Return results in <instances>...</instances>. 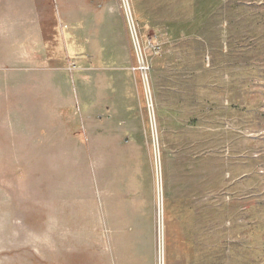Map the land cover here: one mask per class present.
I'll return each mask as SVG.
<instances>
[{
	"label": "rangeland",
	"instance_id": "obj_1",
	"mask_svg": "<svg viewBox=\"0 0 264 264\" xmlns=\"http://www.w3.org/2000/svg\"><path fill=\"white\" fill-rule=\"evenodd\" d=\"M0 151L8 264H264V0H0Z\"/></svg>",
	"mask_w": 264,
	"mask_h": 264
},
{
	"label": "crops",
	"instance_id": "obj_2",
	"mask_svg": "<svg viewBox=\"0 0 264 264\" xmlns=\"http://www.w3.org/2000/svg\"><path fill=\"white\" fill-rule=\"evenodd\" d=\"M74 46V53H76L78 46L76 43H74ZM19 110H21L20 106L19 108L14 106L7 108V111L13 114H16L15 112ZM2 154L0 151V167H8ZM3 193L0 191V264H8V261H2L1 254L17 248L22 250L28 249L29 251L32 246L30 244L31 230L25 225L26 210L20 206L23 203V199L21 201L18 196L15 202L13 199L14 195L10 192H7L6 195Z\"/></svg>",
	"mask_w": 264,
	"mask_h": 264
},
{
	"label": "bare ground",
	"instance_id": "obj_3",
	"mask_svg": "<svg viewBox=\"0 0 264 264\" xmlns=\"http://www.w3.org/2000/svg\"><path fill=\"white\" fill-rule=\"evenodd\" d=\"M127 13H128V15L130 16V14H131V12H130V10H129V8H127ZM130 19V22L132 21V19L131 18H129ZM131 24H132V22H131ZM159 165H158V175H159ZM161 220H162V215H161Z\"/></svg>",
	"mask_w": 264,
	"mask_h": 264
},
{
	"label": "built area",
	"instance_id": "obj_4",
	"mask_svg": "<svg viewBox=\"0 0 264 264\" xmlns=\"http://www.w3.org/2000/svg\"><path fill=\"white\" fill-rule=\"evenodd\" d=\"M135 39V38H134ZM135 45H136V43H135ZM136 48H137V45H136Z\"/></svg>",
	"mask_w": 264,
	"mask_h": 264
}]
</instances>
